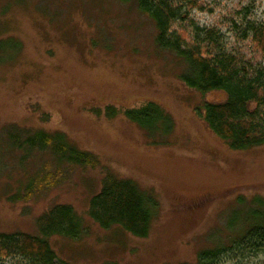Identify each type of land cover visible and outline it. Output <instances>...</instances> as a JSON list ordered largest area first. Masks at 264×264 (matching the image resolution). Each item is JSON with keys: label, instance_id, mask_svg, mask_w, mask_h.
Instances as JSON below:
<instances>
[{"label": "rangeland", "instance_id": "1", "mask_svg": "<svg viewBox=\"0 0 264 264\" xmlns=\"http://www.w3.org/2000/svg\"><path fill=\"white\" fill-rule=\"evenodd\" d=\"M185 11L195 28L216 31L226 53L264 67L263 54L243 34L246 23L264 22V0H188ZM157 35L136 2L0 0V234L39 236V217L70 205L87 235L51 237L55 264H195L201 251L234 240L228 221L238 197L247 206L264 199V145L235 150L209 128L205 105L226 95L188 87L187 62L161 49ZM150 102L172 119L168 134L126 118ZM37 132L63 134L100 165L60 163L51 147H29L25 141ZM48 174L54 186L11 201ZM108 174L154 196L147 238L91 220L90 201ZM242 256L221 264H264V255Z\"/></svg>", "mask_w": 264, "mask_h": 264}, {"label": "trees", "instance_id": "2", "mask_svg": "<svg viewBox=\"0 0 264 264\" xmlns=\"http://www.w3.org/2000/svg\"><path fill=\"white\" fill-rule=\"evenodd\" d=\"M121 1L136 2L138 9L155 23L158 46L187 62L188 71L182 80L188 87L203 95L213 92L226 95L222 103L205 105L201 115L209 128L230 142L235 150L263 146L264 67H253L240 60L236 53H226L216 31L204 32L195 28L184 12L188 0ZM243 34L264 56V22L246 23ZM252 104L255 105L253 109ZM107 114L114 118L118 113L114 107H109ZM125 116L150 133L159 128L165 134L172 130L170 116L152 102L139 109L127 110ZM10 137L13 145L19 148L20 137L13 133ZM25 144L42 150L51 147L60 163L82 167L100 165L93 154L71 145L63 134L37 132L28 137ZM55 184L49 174L45 178H37L27 195H15L11 201H28L31 190ZM148 195L142 193L133 181L108 174L100 193L90 201L89 216L100 228L120 227L134 237L147 238L153 221L152 208L157 206L154 196ZM252 202V206H247L246 200L238 197L239 208L232 212L228 221V229L236 233V237L228 246L201 251L195 264H221L226 257L227 260H240V254L243 259L264 255V199L255 197ZM37 227L39 236L0 234V264L11 258L23 260L19 264H55L58 257L50 245L51 237L77 241L87 235L83 221L70 205L53 207L39 217Z\"/></svg>", "mask_w": 264, "mask_h": 264}]
</instances>
